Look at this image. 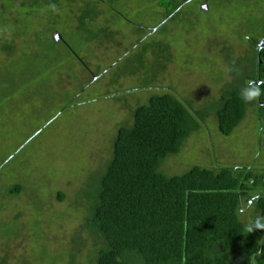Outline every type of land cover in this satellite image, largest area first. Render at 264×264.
Wrapping results in <instances>:
<instances>
[{
    "label": "rangeland",
    "instance_id": "rangeland-1",
    "mask_svg": "<svg viewBox=\"0 0 264 264\" xmlns=\"http://www.w3.org/2000/svg\"><path fill=\"white\" fill-rule=\"evenodd\" d=\"M81 5L60 0L2 19L0 264H95L102 241L88 219L101 175L118 128L153 95L177 97L194 118L162 172H254L264 190V116L248 84L256 59L247 38L264 30V0H184L172 16L158 0ZM232 92L244 114L224 133L218 109Z\"/></svg>",
    "mask_w": 264,
    "mask_h": 264
},
{
    "label": "trees",
    "instance_id": "trees-1",
    "mask_svg": "<svg viewBox=\"0 0 264 264\" xmlns=\"http://www.w3.org/2000/svg\"><path fill=\"white\" fill-rule=\"evenodd\" d=\"M59 1L0 0V28L3 17L15 10L31 18L41 5ZM79 1L80 7L98 11L101 3L113 8L117 0ZM183 1L158 0L167 16ZM56 38L65 42L59 34ZM259 66L264 71V60ZM133 113L132 125L117 130L88 219L102 241L95 264H264V193L253 195L261 187L259 175L198 164L181 174H165L162 159L179 151L194 126L190 107L163 93L138 104ZM243 114L240 93L224 96L220 130L229 133ZM19 191L17 185L11 189ZM248 201L257 208L250 225L240 217Z\"/></svg>",
    "mask_w": 264,
    "mask_h": 264
},
{
    "label": "flooded vegetation",
    "instance_id": "flooded-vegetation-1",
    "mask_svg": "<svg viewBox=\"0 0 264 264\" xmlns=\"http://www.w3.org/2000/svg\"><path fill=\"white\" fill-rule=\"evenodd\" d=\"M248 38V44L249 47L251 49V51L254 53L255 59H256V69H255V75L256 77L251 79V82H249L248 84L250 85H254L256 86V90L253 92V95L255 97L256 102L261 103L259 109H258V113L260 114V116H264V76H262L263 74V70L260 69L259 64H262V61L264 60L262 58V53L264 50V30L260 33L257 34V36H250L247 35ZM257 61H260V63H258ZM264 193L263 187H259L256 188V191L254 192V196H258L259 193ZM253 196V198H254ZM246 206L242 207L241 210L243 212H245L246 214H248V218L245 219L246 221H244L247 225H250V223L253 220V216L255 214H257V208L254 204H251L249 201L245 204ZM253 205V207H252Z\"/></svg>",
    "mask_w": 264,
    "mask_h": 264
},
{
    "label": "crops",
    "instance_id": "crops-1",
    "mask_svg": "<svg viewBox=\"0 0 264 264\" xmlns=\"http://www.w3.org/2000/svg\"><path fill=\"white\" fill-rule=\"evenodd\" d=\"M244 206H246V205H243V207H244ZM244 213H245V212H243V211L241 210L240 217H241V219H242L243 221H246L245 218L243 217V214H244ZM246 222H247V221H246ZM247 223H248V222H247Z\"/></svg>",
    "mask_w": 264,
    "mask_h": 264
}]
</instances>
